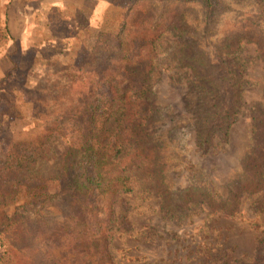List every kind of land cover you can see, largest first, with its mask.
Returning <instances> with one entry per match:
<instances>
[{
    "label": "rangeland",
    "instance_id": "rangeland-1",
    "mask_svg": "<svg viewBox=\"0 0 264 264\" xmlns=\"http://www.w3.org/2000/svg\"><path fill=\"white\" fill-rule=\"evenodd\" d=\"M133 2L0 0V19L5 10L12 35L0 45L8 64L0 79L9 71L13 79L3 83L8 86L1 93L0 113L6 114L0 119L3 138L22 140L34 134L33 103L54 117L61 111L72 113L76 94L69 92L65 100L54 97V82L46 73H56L57 79L73 74L72 67L80 66L99 33L117 32ZM207 4L205 8L199 0H149L133 11L138 13V24L142 22L138 33L148 30L146 34L154 39L146 79L150 85L144 105L149 116L146 134L159 141L158 165L167 190L185 201L161 212L150 180L131 161L132 190L111 205L107 252L113 264H264V193L238 197L227 212L200 199L209 197L216 204L227 197V184L238 177L250 146L251 115L258 106L264 107L263 9L258 0H207ZM155 25L160 27L154 29ZM232 33L243 36L229 55L243 71L241 104L226 137L215 136L207 152L200 153L193 126L212 100L197 86L189 68L182 67L178 50L184 47L189 55L201 51L217 64L224 57L222 47L233 41V36L228 39ZM55 39L61 43L51 48L49 41ZM35 85L44 92L26 94ZM7 102L14 103L10 110L4 107ZM17 112L21 119L13 121ZM70 144L66 138L51 137L44 158L31 173L41 179L58 177ZM63 185L60 178L47 180L39 191L21 189L16 203L4 209L7 217L17 216L0 234V264H50L35 253L45 242L60 249L62 239L73 232L67 223L81 215L77 206L67 204L69 188ZM195 196L199 200L192 201ZM30 230L37 234L36 240L29 238ZM64 252L70 254L65 248Z\"/></svg>",
    "mask_w": 264,
    "mask_h": 264
},
{
    "label": "trees",
    "instance_id": "trees-1",
    "mask_svg": "<svg viewBox=\"0 0 264 264\" xmlns=\"http://www.w3.org/2000/svg\"><path fill=\"white\" fill-rule=\"evenodd\" d=\"M146 1L149 0H134L129 5L116 33H99L80 66L72 67L73 74L57 79L56 73H46L54 82L51 90L54 97L65 100L69 92L76 94L71 101V114L63 111L56 117L43 114L33 103L30 119L35 132L32 136L12 140L3 138L0 132V234L14 224L17 214L7 217L4 209L16 203L21 189L39 191L47 180H65L63 186L69 188L67 204L77 206L78 210L75 209L81 214L80 218L67 223V226L71 224L68 227L73 232L62 239L60 249H54L47 242L41 244V252L35 254L45 263L113 264L107 252L111 205L117 196L132 190L131 161H135L150 180L153 192L160 198L161 212L181 207L185 201L178 196L174 198L167 190L158 165L159 141L149 137L145 130L149 116L144 105L150 93L146 79L154 39L149 37L150 33L146 34L148 30L142 35L138 33L142 22L138 24V13L133 14V11ZM199 1L205 8L209 6L207 0ZM258 1L263 9L260 13L264 15V0ZM159 27L155 25L154 29ZM232 36L233 41L222 47L224 57L217 64L201 51L189 55L184 47L178 50L182 67L189 68L197 86L212 100L193 126L194 145L200 153L207 152L215 136L226 137L241 104L243 71L229 55L237 50L243 36L232 33L228 39ZM6 40H11V36L4 10L0 19V45ZM192 56H198V60ZM12 81L11 71L0 79V101L1 93L8 86L3 83ZM43 92L36 85L26 90V94L36 96ZM12 106V102L4 103L5 109L10 110ZM19 114L17 112L12 120L21 119ZM5 117L6 114L0 113V119ZM250 126V146L240 164L238 177L227 184V197L220 203L201 196L207 205H216L227 212L238 197L264 193V107L255 108ZM53 136L71 140L72 144L63 155L58 177L41 179L31 171L35 163L44 158L43 150ZM191 200H199V197ZM29 233V238L37 239L32 230ZM64 248L70 250V254L64 252Z\"/></svg>",
    "mask_w": 264,
    "mask_h": 264
},
{
    "label": "crops",
    "instance_id": "crops-1",
    "mask_svg": "<svg viewBox=\"0 0 264 264\" xmlns=\"http://www.w3.org/2000/svg\"><path fill=\"white\" fill-rule=\"evenodd\" d=\"M10 36L12 37L11 34H10ZM49 42H51V45H50L51 48L56 43H61V41H58V40L56 41V39L54 41L51 40ZM5 60H6V57H4V55L0 53V78L3 76L4 72L8 69V64Z\"/></svg>",
    "mask_w": 264,
    "mask_h": 264
}]
</instances>
